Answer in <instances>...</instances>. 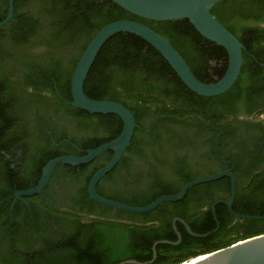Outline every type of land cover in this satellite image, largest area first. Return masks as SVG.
I'll list each match as a JSON object with an SVG mask.
<instances>
[{
	"label": "flooded vegetation",
	"instance_id": "flooded-vegetation-1",
	"mask_svg": "<svg viewBox=\"0 0 264 264\" xmlns=\"http://www.w3.org/2000/svg\"><path fill=\"white\" fill-rule=\"evenodd\" d=\"M4 3L0 0L2 16L8 12ZM240 9L241 19L236 26L240 34L252 33L249 50L259 61L258 55H264V2L245 0ZM12 41L7 34L0 35V84H9L10 91L17 97V103L9 104V119L0 124V264H94L95 258H101V264H120L131 260L126 259L127 252H132L134 260L143 258L142 261L138 259L140 262L154 259L146 263L154 264L167 259L173 251L171 245H182L183 238L188 235L199 238L212 235L221 226L220 218L229 217L234 222L248 218H236L229 209L227 202L232 197V180L227 175L223 176L226 183L208 181L204 182L203 190L191 191L194 185L183 199L165 201L147 212L99 208L90 195L85 196L84 180L111 159L114 153L111 149L89 162L57 164L41 192L17 197L18 191L38 184L45 159L56 155L83 156L88 149L117 137L119 124L115 118L110 124L78 126L66 111L73 107L71 99L62 96L61 91L54 94L43 88L36 92L32 86L19 84L16 72H21L22 62L39 61L48 48L34 38L27 42ZM84 46L85 42L77 41L62 50L79 54ZM206 64L201 61V67ZM215 64V60L209 61V65ZM263 64L264 61L260 66ZM155 109L156 105L141 107L139 113L144 125L151 126L147 130L155 128L160 135L164 150L157 147L158 150L145 159L132 154L126 166L112 177L99 181V194L129 205L145 206L150 204L144 198L152 190L153 181L163 180L177 188L181 184L177 174H184V179L190 174L206 176L230 169L236 188L234 211L250 214L246 211L250 210V204L261 205L264 92L250 98L248 105L210 120L192 114L184 118L186 123L160 125ZM171 163L174 174H170ZM227 186L230 196L222 192ZM212 195L220 199L210 203ZM220 204L223 206L217 210ZM211 217L216 220L217 227L207 236L192 234L185 224L196 232L193 227L209 224ZM232 227L233 222L225 228V239L236 236L228 233ZM162 240L172 242H158ZM117 258L123 261L115 262Z\"/></svg>",
	"mask_w": 264,
	"mask_h": 264
},
{
	"label": "trees",
	"instance_id": "trees-1",
	"mask_svg": "<svg viewBox=\"0 0 264 264\" xmlns=\"http://www.w3.org/2000/svg\"><path fill=\"white\" fill-rule=\"evenodd\" d=\"M248 1L264 2V0ZM3 2H5L4 9L7 12L9 0H3ZM244 2L245 0H222L212 9V13L245 46L240 77L230 90L221 95L204 96L188 88L165 57L147 40L134 33L119 32L103 45L85 80L84 90L88 96L94 99L122 102L133 112L139 126L135 130L131 145L123 159L113 171L107 173L101 180L112 177L123 165L126 166L132 154L139 159H145L158 150L157 147L164 150L159 141L160 135L155 132V128L149 131L147 128L151 126L144 125L139 113L141 107L151 108L156 105L157 109L154 110V113L159 118L160 125H166L169 122L186 123L184 118L192 114H200L207 120L214 117L222 118L225 112L248 105L250 98L264 92V66H260L264 61V55H258L259 61L251 55L249 41L252 39V33L246 31L240 34L236 26L240 22V7ZM23 9L26 10L23 11ZM5 16H2L1 11L0 21ZM118 19H135L160 32L181 52L199 79L214 82L225 74L228 66L227 50L203 37L189 19L164 21L147 19L127 11L112 0H15L13 19L0 28V35L7 34L14 43L27 42L30 38H34L38 40L37 43L44 44L48 48L39 61L30 59L22 62L21 72H16L20 78L19 84L32 86L36 92L47 88L54 94H58L59 90L62 96L72 100L71 78L83 51L78 54L68 53L62 49L66 50L67 45L83 41L85 50L91 38L101 27ZM202 60L207 62L203 67H201ZM210 60H215L216 64L209 65ZM8 85L0 84V124L9 119V104L17 103V97L10 91ZM66 111L72 119L77 121L78 126H86L89 123L92 126L110 124L116 118L119 124L117 136L123 128L121 117L115 113H90L75 106ZM1 133L2 131H0V135ZM51 158L45 159L44 165ZM171 165L172 163L169 164V167H172L170 174H174V165ZM100 167L91 172L84 180L83 192L86 197L89 196L87 192L89 182ZM177 175L181 181L177 188L168 185L163 180L153 181L152 185L154 186L144 198L145 202L151 203L163 194H176L184 183L201 177L199 173L190 174L184 179H182L184 174ZM225 181L226 177H223L211 181V183H226ZM204 186L206 184L202 183L190 190L200 191ZM222 192H227V196H230L228 186ZM218 199L220 196L212 195L209 201L212 203ZM97 205L99 208L106 207L116 210L100 203ZM222 206V204L218 205L217 210ZM246 211L252 215H264V193L261 205L250 204V210ZM220 221L221 226L212 235L206 238L188 235L183 238L182 245L178 247L171 245L173 251L167 259L154 264H180L189 258L206 254L238 240L264 232V219L242 218L234 222V219L230 220L229 217H225V219L220 218ZM232 222L234 227L228 233L236 236L225 239L223 232ZM216 227L217 222L211 217L209 224L193 227V229L197 233H207ZM239 228L241 229L239 230ZM171 239L176 240V238ZM125 256L126 259L135 257L132 252H127ZM172 257L178 258L168 261ZM136 259L143 260L138 257ZM116 261L123 260L117 258ZM100 262H102L101 258L93 260L94 264H101Z\"/></svg>",
	"mask_w": 264,
	"mask_h": 264
},
{
	"label": "water",
	"instance_id": "water-1",
	"mask_svg": "<svg viewBox=\"0 0 264 264\" xmlns=\"http://www.w3.org/2000/svg\"><path fill=\"white\" fill-rule=\"evenodd\" d=\"M112 1L127 11L147 19L159 21L189 19L203 37L223 46L227 50L228 66L225 74L214 82H206L199 79L192 71L181 52L164 35L144 22L135 19H118L107 23L94 34L77 62L71 78L72 100L70 103L73 106L87 110L90 113H115L119 115L123 121L122 131L114 139L88 149L87 153L83 156L59 155L51 158L44 165L38 184L33 188L18 191L17 197H21L23 194L29 195L41 192L48 184L57 164L70 163L77 165L89 162L104 151L111 149L114 151L113 156L106 164L94 173L88 186L90 198L98 203L125 211L147 212L153 210L160 204H163L165 201H178L183 199L188 190L194 185L216 180L227 175L230 176L232 180V197L231 200L227 202L232 214H234L236 218L248 217L263 219L264 215L240 214L232 208L236 195V188L234 174L230 169L187 181L178 193L163 194L145 206L129 205L98 193L97 185L99 181L118 164L123 153L130 146L135 129L138 126L133 112L125 104L115 100L91 98L84 90L85 80L88 77L89 71L94 64L98 53L112 36L119 32H130L144 38L165 57L188 88L204 96H217L230 90L239 79L244 63V44L212 13L213 7L222 0ZM14 5L15 0H9L8 12L0 21V28L13 19ZM213 207H215V205ZM185 224L189 231L194 235L207 236L212 232L198 234L193 232L187 223ZM158 242L172 241L162 240ZM158 242H156V244ZM156 244L154 245V249ZM207 254H209V257L184 264H264V232L238 240L228 246L208 252ZM155 257L156 250L154 253V258ZM153 260L154 259L147 262H140L131 259L123 261L120 264H146L153 262Z\"/></svg>",
	"mask_w": 264,
	"mask_h": 264
},
{
	"label": "bare ground",
	"instance_id": "bare-ground-1",
	"mask_svg": "<svg viewBox=\"0 0 264 264\" xmlns=\"http://www.w3.org/2000/svg\"><path fill=\"white\" fill-rule=\"evenodd\" d=\"M206 257H209V254L206 253V254L198 255L196 257L189 258L180 264L192 262V261L199 260V259L206 258Z\"/></svg>",
	"mask_w": 264,
	"mask_h": 264
}]
</instances>
